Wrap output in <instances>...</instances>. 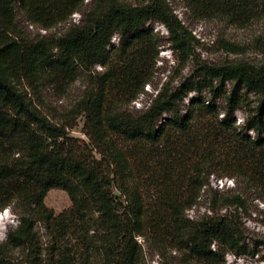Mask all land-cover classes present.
Here are the masks:
<instances>
[{"label":"trees","instance_id":"16d2710c","mask_svg":"<svg viewBox=\"0 0 264 264\" xmlns=\"http://www.w3.org/2000/svg\"><path fill=\"white\" fill-rule=\"evenodd\" d=\"M85 1L0 0V212L10 207L20 213L19 226L0 245V264H10L6 256L14 250L25 257L19 264H44L38 222L53 238L49 264H145L138 238L210 264H224L227 253L243 255L234 215L213 210L192 221L188 212L199 205L211 176L264 183V64H202L179 86L166 83L146 110H123L124 101L135 102L152 84L163 43L153 23L167 29L178 73L193 60L198 41L167 0ZM184 4L198 20L236 28L264 22V0ZM18 10L46 32L83 15L60 36L26 40ZM223 50L241 54L227 42ZM96 65L106 72L91 76L92 89L69 116L84 118L86 145L71 136L74 126L54 122L19 86L72 83ZM242 91L258 103L239 127L234 114ZM222 97L224 115L217 105ZM52 190L66 192L71 208L59 215L49 209L45 199ZM243 203L224 196L219 209Z\"/></svg>","mask_w":264,"mask_h":264},{"label":"rangeland","instance_id":"374dc122","mask_svg":"<svg viewBox=\"0 0 264 264\" xmlns=\"http://www.w3.org/2000/svg\"><path fill=\"white\" fill-rule=\"evenodd\" d=\"M91 1L86 0L85 4L89 5ZM126 1L133 5H139L150 0ZM167 4L198 41L194 48V58L178 73L176 70L178 65L176 56L167 40L168 31L161 23H153L151 28H153L155 34L162 38L163 43L158 48L159 62L156 64L152 84L145 87L144 93L135 102L128 104L127 101H124L123 110H146L158 91L166 83L172 82V86H179L180 83L189 79L193 72H197V68L202 64L208 66L233 62H247L255 66L264 64V22L253 23L244 28H236L218 19L198 20L193 13L186 9L184 0H167ZM17 13L21 32L26 40H33L39 36H60L67 31L71 24H78L83 15V11L77 13L72 16L69 23L60 24L55 29L46 32L32 26L20 10ZM226 42L238 46L241 54L236 55L223 50V45ZM112 44L116 49L120 47L117 36L112 38ZM107 50L112 51L113 48ZM104 72H106L105 67L96 65L90 73H82L72 83L59 85L42 80L38 85H33L32 88L27 83H23L19 88L23 93H27L34 103L40 105L54 122L74 126L70 133L71 136L78 138L79 143L90 145V141L83 131L84 118L78 117L75 121H70L69 116L74 106L92 89L91 76L100 77ZM227 88L230 89L229 84H227ZM241 94L243 100L240 103V109L234 114L239 127L244 126L248 109L255 108L258 103V99L252 94L247 95L245 91H242ZM193 95L194 93L190 94L184 100L182 108L184 111L182 113H185V108H188L189 105V98H192ZM204 96L210 99L207 92L204 93ZM217 105L224 115L226 110L225 98L218 99ZM247 134L253 139L256 138V134L253 132ZM116 192L118 193V191ZM224 196L241 197L244 202L243 207L220 210L219 204ZM45 204L56 215L70 209L72 206L69 195L61 190L50 191L45 199ZM16 209L17 212H20V207ZM213 210L221 215H234L235 222L243 232V241L240 243V246L244 248L243 255L235 256L232 253H227L224 257V264H264V183L249 182L241 178L238 180L218 179L211 176L210 186L202 194L199 205L188 212V216L192 221H199L207 216L215 215ZM19 214L10 207L0 212V218L6 217V221L0 230V245L6 242L9 231L19 226ZM36 227L44 254V264H49L52 247L54 246L53 238L45 231L44 222H38ZM137 240L143 247L145 264H210L188 258L185 253L175 251L169 247L161 248L154 245L153 242L146 244L140 238ZM212 250L215 251V246L212 247ZM23 256L21 252L14 250L8 253L6 257H8L10 264H19L25 259ZM100 260L95 259L94 264H102Z\"/></svg>","mask_w":264,"mask_h":264},{"label":"bare ground","instance_id":"6f19581e","mask_svg":"<svg viewBox=\"0 0 264 264\" xmlns=\"http://www.w3.org/2000/svg\"><path fill=\"white\" fill-rule=\"evenodd\" d=\"M5 221H6V217L5 216L0 218V230H1V226L5 223ZM4 227H5V225H4Z\"/></svg>","mask_w":264,"mask_h":264},{"label":"water","instance_id":"95a60500","mask_svg":"<svg viewBox=\"0 0 264 264\" xmlns=\"http://www.w3.org/2000/svg\"><path fill=\"white\" fill-rule=\"evenodd\" d=\"M116 195H119V193L116 192Z\"/></svg>","mask_w":264,"mask_h":264},{"label":"built area","instance_id":"2783aa9c","mask_svg":"<svg viewBox=\"0 0 264 264\" xmlns=\"http://www.w3.org/2000/svg\"><path fill=\"white\" fill-rule=\"evenodd\" d=\"M43 31V30H42Z\"/></svg>","mask_w":264,"mask_h":264}]
</instances>
